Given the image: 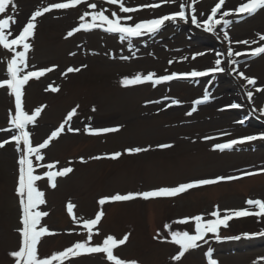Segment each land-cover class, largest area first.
Wrapping results in <instances>:
<instances>
[{
  "label": "rangeland",
  "instance_id": "374dc122",
  "mask_svg": "<svg viewBox=\"0 0 264 264\" xmlns=\"http://www.w3.org/2000/svg\"><path fill=\"white\" fill-rule=\"evenodd\" d=\"M216 1L197 0V19H206ZM58 2L63 0H15L17 7L9 9L3 14L5 17L0 18L14 16V24L17 26L12 25L11 31L18 35L28 22L31 11ZM159 2L161 0H124L128 7ZM244 2L246 0H228L224 10L235 9ZM87 3H96V11L107 9L108 15L113 11L121 16L131 15L133 20L130 23L134 24L174 13L179 10L182 1L162 4L157 9L143 8L130 14L119 12L118 4H108L107 0H87ZM87 3L73 9H54L56 12L45 13L44 18L37 19V31L34 39L30 40L33 51L29 54V70H33V66L34 69L56 66L39 80H30L24 88L22 99L26 112L32 114L37 107L46 106L36 124L29 126L33 144L44 142L51 132L63 123L73 108L77 109V115L73 117L70 125L80 130L68 132L65 126V131L43 151L44 163L58 161L56 169L53 170L72 167L74 171L67 177H58L55 189L49 186L47 179L38 183L46 199V204L42 205L40 210L49 213L41 223L56 233L42 238L38 245L40 257H50L51 254L62 251L77 241L86 240L85 231L73 222L67 211V204L71 202L76 205L73 212L78 218H94L99 211H104L107 221L101 231L104 227L105 229L102 234L93 236V245L100 244L108 232L117 237L132 232L126 242L129 246L117 253L118 257L126 261H137L138 264H205L204 253L214 248L219 264H264V248L251 252L249 248L261 244L246 242L248 240L229 245H219L210 240L201 242L198 249L190 250V256L175 262L171 258L178 253L179 248L173 249L171 245L172 248L166 247L159 251V242L154 239V231L163 229L168 232L165 228L168 224L173 226L172 230H187L193 233L192 223L187 224L184 229L175 223L183 217L204 214L209 218L208 214L215 206H219L221 210L244 209L247 207L246 200L250 198L264 200V177L231 185L227 184L229 180H225L215 184L217 188H195L171 197V200L166 198L153 204H143L138 198L119 205H115V202H106L103 206L98 204L101 198L111 197L116 193L150 191L201 179L240 176L264 169V142L261 145L254 141L245 143L258 149L249 153H219L214 149L215 144L256 133L250 127H237V117H232L224 111L234 100L221 88L212 92L211 102L201 108L199 113L188 116L186 113L190 111L191 102L203 97L202 86L195 87L186 83H162L153 86L151 83H145L125 87L122 84L123 79L132 78L138 73L154 72L157 76H163L189 73L193 70L203 71L214 67L217 57L210 54L193 59L196 53L201 52L193 47L197 45V41L194 44V41L188 40L186 34H181L171 27L167 28L164 34L131 42V49L129 42L121 43L117 38L102 36L100 33L74 34L68 38L67 33L79 25V17L85 11H92L87 7ZM188 13L191 15L190 9ZM226 19L233 21L227 31L234 51H250L249 45L236 42L259 41L257 34H264V9L248 21H243V18L241 22H237L239 18L236 16ZM179 23L183 25V22ZM218 28L222 30L223 25ZM218 34L223 37V30ZM221 45L226 55L229 42H223ZM262 45L264 42L252 44L251 49ZM10 56V52L0 47V80L8 78L6 59ZM185 57L187 59H184ZM233 58L239 62V71L255 78L256 87L264 88V55L254 60L251 56L227 57V61L230 63ZM220 59L223 66L225 61L222 57ZM69 67L81 68V71L65 75ZM234 67H229L231 74L240 79V86L246 92V81L233 73ZM49 85L59 87L60 91H46ZM247 90L254 92L251 102L262 107L264 91L255 92L250 85ZM173 99L181 101V104L169 107ZM9 110L14 114V97L9 95L8 89H0V141L10 139L15 134L7 131L10 127ZM89 125L94 129L119 127L120 131L94 138V135L85 131ZM164 144H170L172 147H158ZM135 147L149 150L132 155L125 152L126 149ZM116 152L123 153L119 159L107 158ZM19 155L14 141L0 149V264H15L9 253L21 246V236L17 230L22 228V210L16 195ZM96 156L105 158L93 159ZM46 171L43 168L38 169V173ZM240 219L236 218L234 222ZM258 220L259 218H254L247 221L252 226H241L244 222H237L235 227L241 226L240 230H255L262 225L264 228V220L263 224ZM147 221L152 226L151 231L148 227L150 235L147 233ZM236 233L237 231L230 229L229 233L225 234ZM262 242L264 243V239ZM220 251L233 254L220 255ZM102 259L101 256L67 263L108 264Z\"/></svg>",
  "mask_w": 264,
  "mask_h": 264
},
{
  "label": "snow or ice",
  "instance_id": "6c2138e0",
  "mask_svg": "<svg viewBox=\"0 0 264 264\" xmlns=\"http://www.w3.org/2000/svg\"><path fill=\"white\" fill-rule=\"evenodd\" d=\"M197 0H183L179 4V10L163 15L159 18L142 20L136 23H130L133 20L131 15L121 16L117 12L113 11L110 15L106 14L107 9H102L96 11V3H87V0H63V2L52 3L47 7H42L37 9L32 13L26 25L22 28L18 35H14L11 31V25L15 23V18L12 15H8L6 18H0V47L11 53V58L6 61V75L7 79L0 80V89H8L9 95L14 97L15 112L9 110V129L7 131L14 132L15 134L11 136L10 139L0 141V149L4 148L7 143L13 142L16 145V151L20 153L18 158V178L16 195L19 199V204L22 210L21 224L22 228L18 229L21 236V246L18 250L9 253L11 257L14 258L15 264H65L66 261L72 258L80 257L81 255L90 254H104L106 260L110 264H138L137 261H126L114 254V251L120 246L126 244L129 240L130 233L125 234L123 238H116L115 236L109 234L103 238L100 244L93 245L92 240L94 235H99L98 225L101 223L102 217L105 215L104 211H99L94 218L82 219L78 218L73 210L76 205L69 202L67 204V211L71 215L74 223L79 225L86 233V240L77 241L72 246L66 249L55 252L51 254L50 257L41 258L38 254V245L41 243L42 238L46 236L56 235L55 232L50 231L45 225H42L41 221L43 218L49 215L48 212L42 211L41 206L46 204L45 193L38 187V182L47 179L49 186L52 189L57 187L58 177H67L70 173L74 171L72 167H64L62 169H56L57 162L44 163L45 155L43 150L47 149L50 143L57 139L64 131L65 126H67L68 132H79V129H74L71 127L70 122L73 117L77 115V109L73 108L64 119L63 123L59 127L52 131L50 136L42 143L34 145L31 139V133L29 132V126H34L36 124L37 118L41 115L43 108L46 106L37 107L32 114L25 111L23 105L24 88L29 83L30 80H39L46 73L54 70L56 66L44 68V69H34L29 70V53L32 50V44L30 40L35 37V30L37 28V19L42 17L45 13H49L55 10H67L73 9L82 3H87V7L92 11H85L79 17V25L73 28L67 33V37H72L74 34L81 31L91 32L93 30H101L108 34L117 35L120 42L129 41V47L131 49V41L133 39L142 38L145 36H154L165 26L166 22H185L188 23L189 20L197 28H202L204 31L209 33H216L218 26L223 25V37L229 42V48L227 50L226 56L229 58L240 57V56H251L259 57L264 54V45L251 49L252 44H257L258 42H264V34H257L259 41L257 40H243L237 41V44L249 45L250 51H234L231 47L232 41L229 37L227 31L228 27L233 23L231 19H226V17L236 16L239 20H242L245 16H253L259 10L264 9V0H246V2L240 4L235 9H227L221 11L222 7L225 5V0H218L215 6L211 9L210 14L206 19L200 21L196 16L195 3ZM108 4L119 6V12L130 14L142 10L143 8L157 9L162 6V4H175L176 0H161L159 3H149L141 5L139 7H128L125 5L124 0H107ZM15 9L17 5L15 0H0V17L9 11V8ZM190 9L191 15L188 14ZM11 37V38H10ZM206 53H196L192 58L195 59L196 56H203ZM75 55V53H72ZM218 56L223 55L218 53ZM123 59H129L130 57H122ZM184 59H187L185 57ZM172 63V61H169ZM230 64L234 65L233 73L238 75L244 81H246L245 89L246 96L249 102L252 101L254 92L247 90V86H253L255 92L264 91V88L256 87L257 81L255 78L248 77L244 72L239 71L238 61L233 58L230 60ZM222 60L217 58L215 60L214 67L198 71L193 70L189 73H172L163 76H157L156 73L151 72L148 74L138 73L132 78H125L122 84L125 87L142 85L145 83H151L153 86L172 82L180 79H193L201 77L214 76L217 73H224L226 71L225 67H222ZM86 67V66H85ZM81 71V68L69 67L65 73H74ZM52 92H59V87H53L49 85ZM211 94L205 89L202 99H197L193 101L194 107L191 111L187 112L186 115L191 116L195 112L196 105L206 103L210 100ZM167 99V98H166ZM152 103V102H149ZM181 101L173 99L171 104L180 105ZM228 108L237 109L242 107L240 104L233 103L227 106ZM95 111V108L92 109ZM224 110V109H221ZM253 111H259L261 116H264V108L259 110L253 108ZM237 123L243 124L244 121L240 120ZM85 131L90 135H101L107 133H115L120 131L119 127H106L101 129H94L93 127L86 126ZM206 139H212V137H206ZM261 140L264 141V133L259 135H249L246 137H240L236 139H231L225 143H218L214 145V149L224 152L225 150H233L239 145H243L248 142ZM160 148L172 147L170 144L159 145ZM148 148L135 147L128 148L125 152L129 155L139 154L148 151ZM123 153L116 152L110 154L107 158L119 159ZM105 157L96 156L93 159H102ZM83 162V158H81ZM46 169L44 173H38V169ZM264 171V170H262ZM255 173L248 172L244 175H254ZM239 177L229 176V177H218L214 179H201L198 181H192L188 183H183L174 187H162L155 190L137 192V193H127L120 194L116 193L111 197H104L98 201V204L103 206L106 202H128L137 198H142L144 200L154 199V198H171L176 197L180 194L186 193L191 189H195L203 186H210L217 184L225 180H235ZM247 207L244 209H224L221 210L219 206H215L214 210L208 214L209 218H206L204 214H199L194 217H184L177 220L175 223L177 225H186L192 223L194 226V232L190 233L187 230H172L173 226L171 224L165 225L168 229L167 235L163 237L164 242L172 243L178 246L179 251L171 259L175 262H180L182 258L190 250L198 249L201 242H207L206 237L212 234L217 240H220V230L221 228H228L229 222L234 218H244L249 216H255L257 218H264V200L261 199H248L246 200ZM264 235V233H260ZM170 236V240L168 239ZM245 238H251V234H245ZM156 239H161L159 233ZM229 239H241L240 236L230 237ZM207 264H219V262L214 259L213 250L209 249L206 253Z\"/></svg>",
  "mask_w": 264,
  "mask_h": 264
},
{
  "label": "bare ground",
  "instance_id": "6f19581e",
  "mask_svg": "<svg viewBox=\"0 0 264 264\" xmlns=\"http://www.w3.org/2000/svg\"><path fill=\"white\" fill-rule=\"evenodd\" d=\"M232 79H233V76H232ZM232 79L231 78H229V80H231L232 81ZM238 82H239V80H238ZM240 83V82H239ZM241 84V83H240Z\"/></svg>",
  "mask_w": 264,
  "mask_h": 264
}]
</instances>
